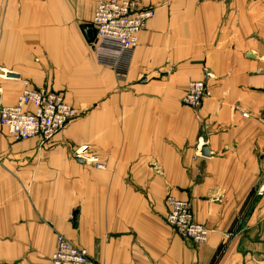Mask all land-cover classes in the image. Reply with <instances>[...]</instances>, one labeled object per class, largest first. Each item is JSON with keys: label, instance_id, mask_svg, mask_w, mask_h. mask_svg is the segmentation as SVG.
Here are the masks:
<instances>
[{"label": "crops", "instance_id": "crops-1", "mask_svg": "<svg viewBox=\"0 0 264 264\" xmlns=\"http://www.w3.org/2000/svg\"><path fill=\"white\" fill-rule=\"evenodd\" d=\"M102 1L0 0V106L43 89L76 111L46 142L0 126V264H49L57 235L95 264H264V0H138L154 15L122 80L88 42Z\"/></svg>", "mask_w": 264, "mask_h": 264}, {"label": "built area", "instance_id": "built-area-1", "mask_svg": "<svg viewBox=\"0 0 264 264\" xmlns=\"http://www.w3.org/2000/svg\"><path fill=\"white\" fill-rule=\"evenodd\" d=\"M154 15V10L144 8L138 0H110L98 2L92 19L88 42L101 65L114 71L122 80L127 72L132 52L138 44L140 33ZM210 97L204 81H192L183 93L181 102L192 109L201 107ZM76 117V111L64 100L62 94L47 90H24L10 107L0 106V126L14 141L37 138L51 140ZM264 158V148L262 150ZM256 196H264V169L256 189ZM168 213L165 221L183 240L201 247L208 240L209 230L194 221L188 201L166 197ZM49 264H95L84 249L56 236V245Z\"/></svg>", "mask_w": 264, "mask_h": 264}, {"label": "water", "instance_id": "water-1", "mask_svg": "<svg viewBox=\"0 0 264 264\" xmlns=\"http://www.w3.org/2000/svg\"><path fill=\"white\" fill-rule=\"evenodd\" d=\"M250 56H251V54H249V57ZM8 77L16 78V76H14V75H8ZM202 153L206 155L207 154L206 149H203Z\"/></svg>", "mask_w": 264, "mask_h": 264}, {"label": "trees", "instance_id": "trees-1", "mask_svg": "<svg viewBox=\"0 0 264 264\" xmlns=\"http://www.w3.org/2000/svg\"><path fill=\"white\" fill-rule=\"evenodd\" d=\"M90 36H88V39H89Z\"/></svg>", "mask_w": 264, "mask_h": 264}]
</instances>
